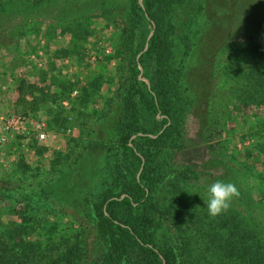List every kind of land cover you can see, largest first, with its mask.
Masks as SVG:
<instances>
[{"label": "trees", "instance_id": "trees-1", "mask_svg": "<svg viewBox=\"0 0 264 264\" xmlns=\"http://www.w3.org/2000/svg\"><path fill=\"white\" fill-rule=\"evenodd\" d=\"M263 1L144 0L143 8L139 0H0V45L4 47L11 46L38 16L73 25L102 11L128 22L121 45L106 59L109 63L122 53L131 56L122 111L99 122L101 128L90 135L84 152L69 167L56 169V178L44 187L47 198L62 199L93 219L106 250L91 264H264V218L239 208L252 201L245 192L240 191L227 210L210 216L203 201L206 193L193 191L192 183L186 181L191 172L192 178L199 177L192 167L168 171L172 189L158 191L167 177L160 163H167L171 148L178 147L172 138L183 126L181 112L208 124L212 99L224 117L230 116L229 101L235 93L238 112L264 114V40L256 34L234 40L224 24L225 18ZM146 23L154 26V33L140 62L150 70L151 90L140 81L139 61L134 58L145 46ZM251 25L245 19L237 26L249 29ZM221 53L226 76L216 85V58ZM80 104L87 105L84 99ZM157 113L168 117L157 120ZM60 116L53 117L50 125L58 123ZM147 116L155 118L156 124H169L155 131L157 137L132 139L144 129ZM262 123L257 119L253 127ZM261 133L263 142L259 140L253 148L264 155V130ZM170 140L173 144L168 148ZM108 179L101 192H92ZM216 179L233 183L227 175ZM169 218L177 227L179 241L161 245ZM24 220L0 231V264H84L79 247L54 251L51 239L45 246L42 240L35 243L33 227Z\"/></svg>", "mask_w": 264, "mask_h": 264}, {"label": "rangeland", "instance_id": "rangeland-1", "mask_svg": "<svg viewBox=\"0 0 264 264\" xmlns=\"http://www.w3.org/2000/svg\"><path fill=\"white\" fill-rule=\"evenodd\" d=\"M139 4L145 8L144 0H139ZM51 17L32 18L22 35L15 36L11 46L0 45V115H29L46 123L48 131L46 142L34 137L27 141L16 138L14 143L0 148V231H7L25 217L23 222H29L33 227L35 243L42 240V246H45L51 239L54 251L65 246L79 247L84 264H91L94 257H101L106 250L93 219L87 211H78L62 199L47 198L44 187L56 178V169L69 167L84 152L90 135L100 130L99 122L122 111L119 107L129 81L126 79L132 70L131 56L127 58L122 53L109 63L106 59L114 54V47L121 45L128 22L119 16L109 17L102 11H95L73 25H61ZM245 19L252 22L249 29L237 26ZM224 24L230 30L227 35L232 34L234 40H242L251 34L264 40V1L258 6H250L249 10L236 12L234 17L225 18ZM67 26H72L69 27L71 30H67ZM82 33H85L83 37ZM153 33L154 26L146 23L145 46L134 57L139 61V79L149 90L152 85L150 70H146L140 57L149 48ZM222 57L223 53L216 58V85L226 76L221 68ZM234 94L229 101L232 113L226 117L212 99L208 124L187 111L180 113V125L183 126L172 138L178 141V147L171 148L172 157L167 163H160L167 177L158 191L172 189H169L168 171L173 168L192 167L198 171V178H192L195 174L191 172V178L186 181L192 183L190 188L199 194L206 193L207 186L217 181L218 176L227 175L236 183L239 192H245L252 200L248 207L239 208L245 214L253 211L259 218H264V155L253 148L259 140L263 142L260 139L263 123L260 127H253V124L257 119L264 121V114L238 112ZM82 99L86 106L80 104ZM59 113L58 123L50 125L49 121ZM155 117L161 121L168 116L157 113ZM156 119L147 116L144 129L132 139L145 135L157 137L169 123L156 124ZM172 144L170 140L168 148ZM55 161L56 166L52 165ZM144 162L143 159L142 166ZM140 172L141 169L137 178ZM92 178L97 179V176L92 175ZM108 181L94 187L92 192H101ZM159 196L163 198L164 193L159 192ZM235 202L233 199L231 203ZM165 224L167 232L162 236L161 245L178 243L177 227L170 218ZM168 234L174 237L170 239Z\"/></svg>", "mask_w": 264, "mask_h": 264}, {"label": "built area", "instance_id": "built-area-1", "mask_svg": "<svg viewBox=\"0 0 264 264\" xmlns=\"http://www.w3.org/2000/svg\"><path fill=\"white\" fill-rule=\"evenodd\" d=\"M32 137L37 141L46 142L47 124L25 114L0 115V148L8 143H14L16 138L27 141Z\"/></svg>", "mask_w": 264, "mask_h": 264}, {"label": "clouds", "instance_id": "clouds-1", "mask_svg": "<svg viewBox=\"0 0 264 264\" xmlns=\"http://www.w3.org/2000/svg\"><path fill=\"white\" fill-rule=\"evenodd\" d=\"M240 195L237 186L229 181L217 180L207 186L203 199L208 214L217 216L230 207L232 200Z\"/></svg>", "mask_w": 264, "mask_h": 264}]
</instances>
